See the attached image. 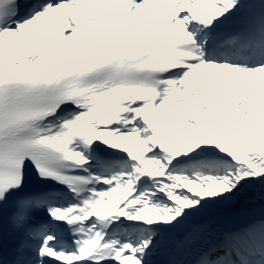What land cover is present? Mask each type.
Returning a JSON list of instances; mask_svg holds the SVG:
<instances>
[{
    "label": "snow or ice",
    "instance_id": "snow-or-ice-1",
    "mask_svg": "<svg viewBox=\"0 0 264 264\" xmlns=\"http://www.w3.org/2000/svg\"><path fill=\"white\" fill-rule=\"evenodd\" d=\"M0 264H264V0H0Z\"/></svg>",
    "mask_w": 264,
    "mask_h": 264
},
{
    "label": "water",
    "instance_id": "water-1",
    "mask_svg": "<svg viewBox=\"0 0 264 264\" xmlns=\"http://www.w3.org/2000/svg\"><path fill=\"white\" fill-rule=\"evenodd\" d=\"M249 208L251 207H222L218 212L214 214L216 222L219 226L226 227L235 220V214L238 211L246 210Z\"/></svg>",
    "mask_w": 264,
    "mask_h": 264
},
{
    "label": "trees",
    "instance_id": "trees-1",
    "mask_svg": "<svg viewBox=\"0 0 264 264\" xmlns=\"http://www.w3.org/2000/svg\"><path fill=\"white\" fill-rule=\"evenodd\" d=\"M231 206L232 207H253L251 203H245L244 198H242L239 202Z\"/></svg>",
    "mask_w": 264,
    "mask_h": 264
},
{
    "label": "rangeland",
    "instance_id": "rangeland-1",
    "mask_svg": "<svg viewBox=\"0 0 264 264\" xmlns=\"http://www.w3.org/2000/svg\"><path fill=\"white\" fill-rule=\"evenodd\" d=\"M231 205H226V206H224V207H230Z\"/></svg>",
    "mask_w": 264,
    "mask_h": 264
}]
</instances>
